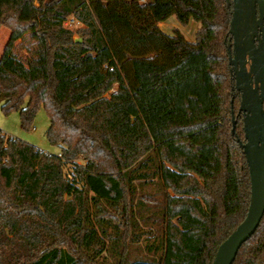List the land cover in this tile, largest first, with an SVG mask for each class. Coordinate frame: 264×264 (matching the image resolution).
<instances>
[{
    "label": "trees",
    "instance_id": "trees-1",
    "mask_svg": "<svg viewBox=\"0 0 264 264\" xmlns=\"http://www.w3.org/2000/svg\"><path fill=\"white\" fill-rule=\"evenodd\" d=\"M172 15L192 41L158 27ZM230 18L226 0H0L1 108L28 128L43 107L59 148L0 131V264L212 263L250 196ZM232 264H264V214Z\"/></svg>",
    "mask_w": 264,
    "mask_h": 264
},
{
    "label": "water",
    "instance_id": "water-1",
    "mask_svg": "<svg viewBox=\"0 0 264 264\" xmlns=\"http://www.w3.org/2000/svg\"><path fill=\"white\" fill-rule=\"evenodd\" d=\"M231 6L227 43L228 63L234 86L240 92L244 141L235 133L231 111V133L242 148L250 180V196L244 219L218 245L211 264H232L240 246L251 237L264 214V0H226ZM260 27L262 38L254 46L251 30ZM246 54L251 60L246 70ZM237 63L240 69L237 70ZM253 78V79H252Z\"/></svg>",
    "mask_w": 264,
    "mask_h": 264
},
{
    "label": "rangeland",
    "instance_id": "rangeland-1",
    "mask_svg": "<svg viewBox=\"0 0 264 264\" xmlns=\"http://www.w3.org/2000/svg\"><path fill=\"white\" fill-rule=\"evenodd\" d=\"M63 25L73 32V38L75 40H80V37H78L77 30L79 28H83V24L80 21H73L70 23H63ZM9 29L5 26L0 27V56L2 54L3 48L8 40L9 37ZM20 41L18 40L16 44H18ZM17 50L21 53L24 52L21 48H17ZM116 85L113 86L112 90H115ZM232 100L231 96L228 99V102ZM238 104L235 101L233 104L234 112H233V119L235 122V131L239 132L242 123H241V116L237 117V110H238ZM49 125L48 116L43 109V107H40L35 115L34 118L29 125L28 128L22 127L20 123V117L19 113L16 110H12L8 113H5L1 108V102H0V131L6 134L7 136L16 137L23 141H26L37 148L44 150L48 153L57 154L59 152L58 146L50 143L48 139L46 138L45 132L47 130V127ZM231 127H232V121H231ZM239 130V131H238ZM135 256L144 255V253L141 250L135 251L133 253Z\"/></svg>",
    "mask_w": 264,
    "mask_h": 264
},
{
    "label": "crops",
    "instance_id": "crops-1",
    "mask_svg": "<svg viewBox=\"0 0 264 264\" xmlns=\"http://www.w3.org/2000/svg\"><path fill=\"white\" fill-rule=\"evenodd\" d=\"M158 27L166 34H172L174 29L180 31V33L184 36V38L188 41H192L194 39V35L196 30L199 28V23L193 20H189L185 26H182L178 23L175 16L172 15L168 17L166 20L158 23Z\"/></svg>",
    "mask_w": 264,
    "mask_h": 264
},
{
    "label": "flooded vegetation",
    "instance_id": "flooded-vegetation-1",
    "mask_svg": "<svg viewBox=\"0 0 264 264\" xmlns=\"http://www.w3.org/2000/svg\"><path fill=\"white\" fill-rule=\"evenodd\" d=\"M259 38H262V31L260 30V27L256 25V28L251 30V39H253L255 48H257L260 43L258 40ZM229 41L232 42L233 41L232 38ZM250 63L251 60L249 59L248 54H246V61L244 63L246 70H249ZM239 69H240V63H237V70ZM239 96H240V92H239Z\"/></svg>",
    "mask_w": 264,
    "mask_h": 264
},
{
    "label": "built area",
    "instance_id": "built-area-1",
    "mask_svg": "<svg viewBox=\"0 0 264 264\" xmlns=\"http://www.w3.org/2000/svg\"><path fill=\"white\" fill-rule=\"evenodd\" d=\"M75 20H77L74 16H69L64 22L65 23H70V22H73V21H75ZM78 21V20H77Z\"/></svg>",
    "mask_w": 264,
    "mask_h": 264
}]
</instances>
